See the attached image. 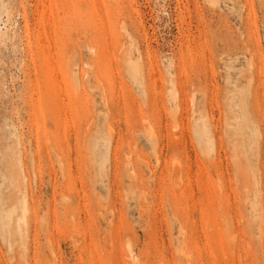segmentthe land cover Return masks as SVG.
I'll use <instances>...</instances> for the list:
<instances>
[{
	"label": "rangeland",
	"instance_id": "rangeland-1",
	"mask_svg": "<svg viewBox=\"0 0 264 264\" xmlns=\"http://www.w3.org/2000/svg\"><path fill=\"white\" fill-rule=\"evenodd\" d=\"M0 264H264V0H0Z\"/></svg>",
	"mask_w": 264,
	"mask_h": 264
},
{
	"label": "bare ground",
	"instance_id": "bare-ground-1",
	"mask_svg": "<svg viewBox=\"0 0 264 264\" xmlns=\"http://www.w3.org/2000/svg\"><path fill=\"white\" fill-rule=\"evenodd\" d=\"M1 223L3 224V223H4V221H3V220H1Z\"/></svg>",
	"mask_w": 264,
	"mask_h": 264
}]
</instances>
